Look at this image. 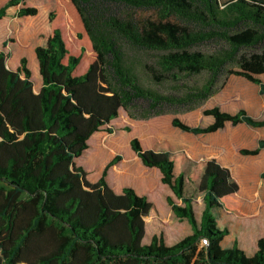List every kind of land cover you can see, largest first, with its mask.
I'll use <instances>...</instances> for the list:
<instances>
[{"label": "trees", "instance_id": "trees-1", "mask_svg": "<svg viewBox=\"0 0 264 264\" xmlns=\"http://www.w3.org/2000/svg\"><path fill=\"white\" fill-rule=\"evenodd\" d=\"M108 4L129 6L136 16L108 14ZM6 18L16 20L12 32L42 34L23 36V42L7 36L0 50V264H264V235L249 248L239 240L223 246L230 231L220 227L217 212L239 210L244 200L232 171L217 159H194L166 142L145 148L139 138L131 140L142 164L161 175L156 193L172 212L170 225L183 228L147 235L155 203L134 187L118 191L111 184L112 168L124 157L102 169L110 154L99 143L105 134L132 132L123 119L139 120L130 112L136 99L155 111L145 120L168 114L158 109L175 102L143 84L125 62L122 40L161 52L162 73L209 74L202 87L175 99L180 104L200 106L221 78L232 75L264 95V0H4L0 21ZM28 42L35 46L29 55ZM206 43L221 48L194 50ZM13 52L18 62L12 66ZM204 114L214 122L192 126L174 117L172 125L193 135L228 123L264 128V119L246 109L233 114L216 106ZM93 139L92 157L101 166L97 181L80 163ZM126 142L119 135L112 148ZM263 149L264 139L241 153L257 156Z\"/></svg>", "mask_w": 264, "mask_h": 264}, {"label": "rangeland", "instance_id": "rangeland-1", "mask_svg": "<svg viewBox=\"0 0 264 264\" xmlns=\"http://www.w3.org/2000/svg\"><path fill=\"white\" fill-rule=\"evenodd\" d=\"M220 1L225 3L232 0ZM41 8V16L44 17L45 9L42 4ZM105 12L126 19L136 16V11L124 4H108L105 7ZM14 22L16 23L15 18H6L0 21V50L3 49V42L7 39V36L9 39L16 38L21 42L23 36L33 40L35 37L40 38L42 34L37 32L38 30L30 28L21 32L8 30ZM7 31L10 32L7 33ZM24 44L29 55L35 46L31 42ZM217 48H221V45L206 43L196 46L194 50L211 53L216 51ZM120 49L126 64L136 69L143 84L157 90L163 96H168L175 102L164 103L158 109L160 113L168 114L145 120L144 118L154 114L155 111L152 110L150 102L147 100L136 99L130 108V112L139 120H131L127 116L123 119L126 124L132 126V132H122L115 135L105 134L103 136L99 143L109 151L110 156L102 169L115 156L121 155L124 157L118 165L112 168L111 184L118 191L125 186L134 187L139 193L149 195L150 200L155 203L156 210L146 219L147 235L155 234L161 230L167 234L170 233V230L177 232V230L183 229L182 226L180 224L170 225L173 219L172 212L170 209L163 207L159 197L161 194L157 195L156 193L161 185V175L156 169H149L142 164L131 149V140L134 137L139 138L145 148H150L157 142L170 143L177 149L186 151L193 158L216 157L224 165L230 166L232 174L240 186V195L244 200L239 210L231 212L220 210L219 213L217 212L220 227L227 228L230 231L223 242V246L225 248L231 247L235 240H239L245 248H249L257 237L264 235V179L262 178L264 173V149L257 156L243 155L241 150L256 149L259 141L264 139V128L228 124L226 128L214 135L203 136L185 133L175 128L172 125V119L179 117L192 126H207L213 119L206 116L204 111L216 106L234 113L246 108L255 118L264 119V95L261 94L260 87L243 77L235 75L228 78L223 77L214 86L216 93L200 106L192 108L193 104H180L175 99L195 88L202 87L209 78L207 72L189 77L183 74L178 76L165 74L159 69L161 52L137 49L124 40L120 41ZM263 49L264 46L259 51ZM11 57L14 58L11 62L13 66L18 62V54L13 52ZM34 63L37 64V62L35 60L33 62V68L36 72ZM229 68L237 67L231 65ZM155 77L160 78L156 80ZM259 78L264 81V75L259 76ZM119 135H123L127 142L122 148L113 149L112 147L115 145L113 141ZM97 144L98 141L93 139L91 150L80 160L81 165L91 172L93 181L98 180L101 167L92 157ZM158 193H161V191L158 190ZM251 197H256L260 206H252L251 200L253 198ZM196 205L197 217L201 219L204 209L202 199H198ZM249 220H254L255 223H251ZM243 227L246 230L252 229V231L244 233Z\"/></svg>", "mask_w": 264, "mask_h": 264}, {"label": "crops", "instance_id": "crops-1", "mask_svg": "<svg viewBox=\"0 0 264 264\" xmlns=\"http://www.w3.org/2000/svg\"><path fill=\"white\" fill-rule=\"evenodd\" d=\"M242 109H246V108H242ZM241 110V109H240ZM239 110V111H240ZM248 112H249V110L248 109H246ZM224 111H226V110H224ZM227 112H230V111H227ZM238 112V111H237ZM236 112V113H237ZM230 113H233V114H235L234 112H230ZM212 119H213V121L210 123V124H212L213 122H214V118L213 117H211ZM228 124H231V123H228ZM227 124V125H228ZM240 125H245V124H240ZM239 126V125H238ZM226 128V127H225ZM223 130V129H222ZM221 131V130H220ZM219 132V131H218ZM218 132H215V133H211V134H206V135H203V136H211V135H214V134H216V133H218ZM191 157V156H190ZM191 158H193V157H191ZM204 158H215V159H217L216 157H213V156H211V157H204ZM204 158H201V159H204ZM194 159H198V158H194ZM217 161L219 162V163H221L224 167H226V168H229L230 170H231V168H230V166H228V165H224L221 161H219L218 159H217ZM232 171V170H231Z\"/></svg>", "mask_w": 264, "mask_h": 264}, {"label": "bare ground", "instance_id": "bare-ground-1", "mask_svg": "<svg viewBox=\"0 0 264 264\" xmlns=\"http://www.w3.org/2000/svg\"><path fill=\"white\" fill-rule=\"evenodd\" d=\"M259 185H260V184H259ZM251 198H253V197H251ZM256 202L260 205L259 200L257 201V200H256V197H254V198H253V203H256Z\"/></svg>", "mask_w": 264, "mask_h": 264}]
</instances>
